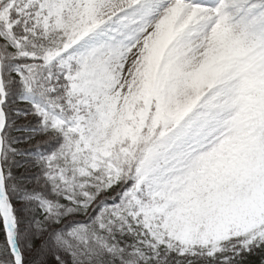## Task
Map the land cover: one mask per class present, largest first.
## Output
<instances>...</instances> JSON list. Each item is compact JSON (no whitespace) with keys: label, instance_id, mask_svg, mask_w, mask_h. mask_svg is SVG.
<instances>
[{"label":"snow or ice","instance_id":"snow-or-ice-1","mask_svg":"<svg viewBox=\"0 0 264 264\" xmlns=\"http://www.w3.org/2000/svg\"><path fill=\"white\" fill-rule=\"evenodd\" d=\"M0 235V264H264V0H0Z\"/></svg>","mask_w":264,"mask_h":264},{"label":"trees","instance_id":"trees-1","mask_svg":"<svg viewBox=\"0 0 264 264\" xmlns=\"http://www.w3.org/2000/svg\"><path fill=\"white\" fill-rule=\"evenodd\" d=\"M21 123H24V121H21ZM15 135H18V136H26L27 133H15ZM25 147H27L25 145ZM3 237L2 235H0V240H2ZM261 253H256V254H253L252 256H248V257H245L242 261V264H260V260H261ZM28 261H29V264H31V262L33 261L34 259V254L32 255H29L27 257Z\"/></svg>","mask_w":264,"mask_h":264}]
</instances>
